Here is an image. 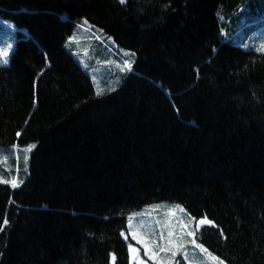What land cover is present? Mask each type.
<instances>
[{"label": "trees", "instance_id": "16d2710c", "mask_svg": "<svg viewBox=\"0 0 264 264\" xmlns=\"http://www.w3.org/2000/svg\"><path fill=\"white\" fill-rule=\"evenodd\" d=\"M0 17L17 31L0 146L35 145L0 183V264H131L129 218L157 202L210 221L196 240L228 264H264V52L237 44L264 0H0Z\"/></svg>", "mask_w": 264, "mask_h": 264}, {"label": "rangeland", "instance_id": "374dc122", "mask_svg": "<svg viewBox=\"0 0 264 264\" xmlns=\"http://www.w3.org/2000/svg\"><path fill=\"white\" fill-rule=\"evenodd\" d=\"M17 35L16 25L13 20L0 17V52L7 51L8 56H0V65H5L8 63L10 53L15 44V38ZM239 44L244 49H254L260 52L262 46H264V27L258 32L251 33L247 36L246 41L239 42ZM11 46V47H9ZM129 54L127 51L120 52V61H118L119 72H121L124 62L128 61L131 63V59L128 58ZM7 60V63L2 62ZM92 79L95 82L97 89H104L114 83L113 80L109 79V85H102L100 76L92 75ZM28 147H25L20 152L16 146L10 145L7 147L0 146V179L11 181L13 178H16L17 181H24L28 172V160H25V157L28 159L29 152L27 151ZM25 171L23 174L21 171ZM10 184V183H9ZM11 185V184H10ZM21 185V183L19 184ZM160 205V208L156 206ZM174 206H179L177 208L176 214L173 216H165L164 213H168L170 209ZM183 209V212L180 211ZM131 219V224L129 223ZM171 220V225H167L166 221ZM128 221V234L134 240L132 246L139 249L138 261H143L144 264H159L160 260H163L165 264H168L169 261L173 263L178 256L183 257L187 264H220V261H223V264H228L215 254L210 251H202L201 248H197L196 244H199L196 240V232L202 226L200 225L197 228V224L200 220H195L181 205L169 203V202H157L151 205L144 207L142 210L132 213ZM140 221L144 222V226L140 227ZM157 221L160 223L157 224ZM181 223L187 225V228H181ZM175 226V230L178 235H182L183 239L178 241L179 243L184 244V249L177 253L176 257L173 259L171 253H160L158 259H152V254L159 251L158 248L152 247L151 252L145 254V247L143 243H139L137 239L133 238V233H136L141 239L147 237V240L151 246V241L156 240L157 243H160L158 239L159 232L163 228L165 235L169 227ZM191 231L194 233L193 236H188L187 232ZM155 233V235H153ZM195 240V244L192 241ZM201 245V244H200ZM203 249H205L203 247ZM186 253V256H185ZM217 257L216 260H213L212 257ZM129 261L131 264H138V261H133L132 253L129 250Z\"/></svg>", "mask_w": 264, "mask_h": 264}, {"label": "snow or ice", "instance_id": "6c2138e0", "mask_svg": "<svg viewBox=\"0 0 264 264\" xmlns=\"http://www.w3.org/2000/svg\"><path fill=\"white\" fill-rule=\"evenodd\" d=\"M120 2L124 3L125 0H120ZM71 39H75V37H73ZM9 47H11V46H9ZM261 50H264V46H262ZM0 56L7 57L8 56V52L7 51L0 52ZM2 62L7 63V60L5 59ZM131 67H132L131 63H129L128 61H125L124 65H123V68L121 70L122 71L123 70H131ZM97 94H100V93H97ZM17 135H20V133H17ZM34 147H35V145L28 146L27 151L30 152ZM25 160H27V157H25ZM0 183H10L13 188H16V187H19V184L22 183V181H17L16 178H13L11 181L0 179ZM156 207L160 208L161 206L157 205ZM177 208H179V206L172 207L170 209V211L168 213H164V215L165 216H173V215H175L176 211H177ZM180 211L183 212V209H180ZM7 223H8L7 220H5L4 224L6 225ZM129 223L131 224V219H130ZM159 223L160 222L157 221V224H159ZM207 223H211V222L207 221V219L200 220L198 222V224H197V228H199L200 225H204V224H207ZM166 224L167 225H171V220L170 219L167 220ZM143 226H144V222L140 221V227H143ZM180 226H181V228H184V229L187 228V225H184L183 223H181ZM153 235H155V233H153ZM187 235L188 236H193L194 233L191 232V231H188ZM133 238L137 239L139 243H143L144 244L145 254H148L149 252H151V248L152 247H156V248L159 249L158 252L152 254V259H158L160 253H169V252L171 253L172 258L174 259L176 257V255H177V253L180 252L182 249H184V244L178 242V241L183 239V236L177 234V232L175 230V226L169 227L168 230H167L166 235H165V232H164V230L162 228L161 231L159 232V235H158V239H159L160 243H157L156 240H152L151 241V246H150V244H149V242L147 240V237L141 239L140 237H138L136 235V233H133ZM192 243L195 244V240H193ZM196 247L197 248H201L202 251H205V252L207 251V249H203V246L200 245V244H196ZM129 250L132 253L133 261H138L139 249H137L136 247H134L132 245H129ZM185 256H186V253H185ZM212 259L216 260L217 257L213 256ZM112 261H113V264H115V261H116V256L115 255L112 256ZM138 264H144V262L143 261H138ZM159 264H165V262L163 260H160ZM168 264H171V261H169ZM220 264H223V261H220Z\"/></svg>", "mask_w": 264, "mask_h": 264}]
</instances>
